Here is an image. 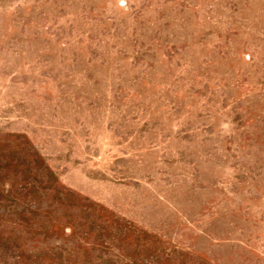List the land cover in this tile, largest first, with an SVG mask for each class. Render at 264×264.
<instances>
[{"label":"rangeland","instance_id":"obj_1","mask_svg":"<svg viewBox=\"0 0 264 264\" xmlns=\"http://www.w3.org/2000/svg\"><path fill=\"white\" fill-rule=\"evenodd\" d=\"M0 264H264V0H0Z\"/></svg>","mask_w":264,"mask_h":264}]
</instances>
